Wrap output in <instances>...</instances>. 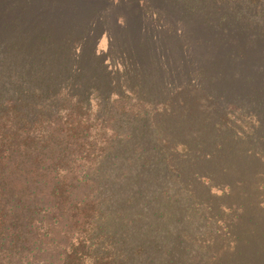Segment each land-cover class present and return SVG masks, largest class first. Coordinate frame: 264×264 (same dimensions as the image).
<instances>
[{"label":"trees","instance_id":"obj_1","mask_svg":"<svg viewBox=\"0 0 264 264\" xmlns=\"http://www.w3.org/2000/svg\"><path fill=\"white\" fill-rule=\"evenodd\" d=\"M183 2L193 10L208 2L207 8L248 11L258 4L264 11V0ZM2 56L0 264H177L188 251L199 260L200 249L231 229L235 245L226 262L264 264L260 162L234 139L210 86L161 90L152 107L153 100L143 104V92L155 94L164 75L155 78L137 62L123 72L130 93H120L111 75L72 60ZM125 119L136 125L118 141L114 127ZM132 131L149 138L142 158L133 154ZM172 190L176 200L187 196L199 222L177 216L156 230L157 218H165L157 217L156 202L172 199ZM219 190L229 203L214 206ZM244 194L249 203L240 214ZM218 208L238 214L222 220L210 214Z\"/></svg>","mask_w":264,"mask_h":264},{"label":"rangeland","instance_id":"obj_2","mask_svg":"<svg viewBox=\"0 0 264 264\" xmlns=\"http://www.w3.org/2000/svg\"><path fill=\"white\" fill-rule=\"evenodd\" d=\"M183 1L0 0V55L13 58L34 54L41 60L48 54L62 62L72 60L92 74L102 71L111 75V85L120 93H130L123 72L128 67L137 68V62L146 72L151 69L155 78L164 75L155 94L143 92V104L153 100L152 107L159 106L156 103L162 99L161 90L175 91L188 82L210 86L207 89L214 92L211 96L216 97L233 124L234 139L238 138L242 151L259 159L263 173L255 189L259 200L264 199V11L258 4L248 11L216 4L207 8L208 2L193 10ZM135 125L128 119L116 124L118 141L125 139ZM132 133L136 139L133 154L142 158L140 150L147 136ZM218 192L221 196L214 200L219 203L212 204H228L226 191ZM231 195L235 196V191ZM168 196L172 199L156 202L157 217L165 214L161 221L157 218L156 230L177 216L187 221L195 219L189 213L191 205L186 195L176 200V190H172ZM243 196L238 203L240 214V205L249 203L247 195ZM219 212L220 208L210 214L228 221L238 214L237 210L231 214ZM202 214L208 217L206 212ZM207 222L202 225L204 231ZM216 240L219 242L200 249L199 260L188 251L179 263L193 258L197 264H231L224 256L234 248L233 230L218 234Z\"/></svg>","mask_w":264,"mask_h":264}]
</instances>
